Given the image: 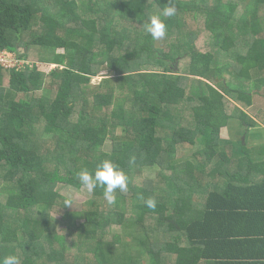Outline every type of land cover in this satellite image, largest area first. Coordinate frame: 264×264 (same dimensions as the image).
Wrapping results in <instances>:
<instances>
[{
    "label": "trees",
    "instance_id": "16d2710c",
    "mask_svg": "<svg viewBox=\"0 0 264 264\" xmlns=\"http://www.w3.org/2000/svg\"><path fill=\"white\" fill-rule=\"evenodd\" d=\"M167 3L0 0V51L29 63L0 67V256L142 264V251L108 236L127 227L150 264H264V145L253 154L220 137L232 119L257 126L226 96L245 107L264 97V0H175L153 40L145 24ZM103 66L112 75L93 85ZM104 159L128 190L109 204L98 188L83 225L49 231L70 207L58 186L80 189L77 173Z\"/></svg>",
    "mask_w": 264,
    "mask_h": 264
},
{
    "label": "rangeland",
    "instance_id": "374dc122",
    "mask_svg": "<svg viewBox=\"0 0 264 264\" xmlns=\"http://www.w3.org/2000/svg\"><path fill=\"white\" fill-rule=\"evenodd\" d=\"M137 28L138 27L136 26L135 29ZM199 49H201L200 46H199ZM23 52L24 50L20 49L19 53L23 54ZM59 52L62 53L63 50H59ZM53 67L56 68L57 66H53ZM53 67H51L49 64L37 63V69L42 72H46V73H50L54 69ZM110 75L112 74L108 73L106 67L103 66L102 69L100 70L99 75L92 79V84L98 85L102 82V80L108 79ZM223 78L225 82H227L230 85L232 90L236 86H238V82L235 79H233L231 76H229L228 74H223ZM41 93L43 96L49 95V91L47 88L44 89ZM226 98L229 101V103L232 104V106H235L239 109L244 110L248 114V116L255 119L257 121V126L248 130L246 129V127L240 126L239 125L240 122L232 119L230 120L228 127L222 128L220 130V137L224 140H228L234 143L235 145L240 142L242 144H246V147L250 149L251 153L253 154L257 153L256 151L259 148V146L264 145V97L254 96L250 107H245L243 103L238 102L236 93L227 95ZM111 111H112V108L108 109V111H104V114L110 115ZM260 113H261V117L263 118V121H260L256 117V115H260ZM124 134L125 132L121 129L117 131L118 137L123 136ZM110 146H112V142L109 139L106 143L107 149H109ZM104 149L106 150V148ZM182 152H183L182 154L186 155L188 153H193V150L187 149L185 151L182 150ZM155 172H157V169H154V168L153 169L145 168L144 170V174L148 178L153 176ZM69 189H72V205H70L68 213L64 218H62L60 214H57L54 212L51 214V221L48 226L49 231H59L60 232L62 231L63 228H66L67 226L69 227L72 222L78 224L79 226L84 224L83 212L86 210L87 201L91 198V194H88L86 191H82L80 189H76L74 187H70V186L63 185V184H60L57 188V190L60 192V194L64 198L68 197ZM130 208L131 207H129V209ZM194 208H196V210L198 209L197 207H194ZM135 235L136 234L134 233V231H132L130 228H127V227H123V228L113 227V229L108 234L110 239H113L116 236H119L123 242L125 241L124 243H128L127 245L133 244L131 248H135V249L142 251V264H150L149 255L147 253L143 254L144 250L142 248H138L139 243L138 245L136 244Z\"/></svg>",
    "mask_w": 264,
    "mask_h": 264
},
{
    "label": "clouds",
    "instance_id": "9594fccd",
    "mask_svg": "<svg viewBox=\"0 0 264 264\" xmlns=\"http://www.w3.org/2000/svg\"><path fill=\"white\" fill-rule=\"evenodd\" d=\"M177 8L175 0H168L167 6L159 15H152L149 22L145 24L146 31L153 40H161L166 35V24L161 18L172 17L176 14ZM56 66V65H55ZM80 182V190L93 194L95 190L102 189L105 200L112 204L116 199V191L126 192L128 190V176L109 159L101 160L93 171L87 168L81 169L77 173ZM140 199L144 200L141 196ZM148 208L155 209V198L144 200ZM72 205V189L68 190V197L65 199V206ZM0 264H20L19 257L14 254L0 256Z\"/></svg>",
    "mask_w": 264,
    "mask_h": 264
},
{
    "label": "built area",
    "instance_id": "2783aa9c",
    "mask_svg": "<svg viewBox=\"0 0 264 264\" xmlns=\"http://www.w3.org/2000/svg\"><path fill=\"white\" fill-rule=\"evenodd\" d=\"M24 64H29L19 60L17 56L13 53L7 51H0V67L10 68V69H21ZM53 67L54 65H50ZM54 68V67H53Z\"/></svg>",
    "mask_w": 264,
    "mask_h": 264
},
{
    "label": "crops",
    "instance_id": "0c3cea01",
    "mask_svg": "<svg viewBox=\"0 0 264 264\" xmlns=\"http://www.w3.org/2000/svg\"><path fill=\"white\" fill-rule=\"evenodd\" d=\"M188 154H190V153H188Z\"/></svg>",
    "mask_w": 264,
    "mask_h": 264
}]
</instances>
